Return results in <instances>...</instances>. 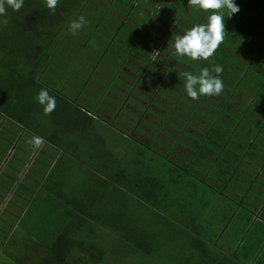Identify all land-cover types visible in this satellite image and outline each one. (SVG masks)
Here are the masks:
<instances>
[{
	"label": "trees",
	"instance_id": "1",
	"mask_svg": "<svg viewBox=\"0 0 264 264\" xmlns=\"http://www.w3.org/2000/svg\"><path fill=\"white\" fill-rule=\"evenodd\" d=\"M96 1L103 4V0ZM111 1L101 9L89 0H59L53 12L45 0H24L19 11L7 8L6 14L0 15V70L18 82L14 95H21L14 107L7 100L0 113L14 120L16 126L26 124L28 131L31 129L44 142L55 143L58 149L48 159L49 164H55L47 188L42 190L52 197L42 195L32 206L34 209H30L43 218L34 226L24 222L28 231L19 230L16 242L27 248L26 263L113 262V248L101 249L111 233L117 243L132 246L135 252L147 256L148 264H228L230 257L224 248H239L234 256L241 264H259L260 257L250 249L243 255L254 240V227L250 235L247 231L236 233L241 221L253 225L257 214L264 212V0H234L240 11L231 18L227 17V10H222L225 37L208 60L193 61L176 54L168 63L156 58L161 67L136 54H150L142 44L156 45L136 28L150 20L175 37L180 34L169 31L170 26L185 33L206 23L211 12L188 6V0ZM155 15L163 22H156ZM80 16L85 24L73 34L69 24ZM4 20L8 22L2 23ZM130 59L144 67L131 66ZM175 61L182 69L174 66ZM22 65L28 67L27 72L20 71ZM217 65L223 68L219 74L224 84L222 93L195 100L188 97L183 73L199 75L207 67L216 75L212 68ZM124 67L134 69L137 76L122 72ZM145 69H150L152 75L145 74ZM122 78L140 90L148 83L154 85V89L145 87L150 96L149 106L142 105L138 99L146 101L144 95ZM68 79L78 85L68 83ZM91 82L96 87L89 86ZM41 89L56 99L51 114H44L36 99ZM87 90L92 91L93 98ZM70 101L79 104L77 112L87 116L86 120L75 117L71 126L67 124ZM150 106L162 113L152 111ZM97 108L111 118H119L128 131L103 119ZM146 116L154 121H148ZM98 129L105 132V137L89 138L88 133H97ZM116 134L121 141L132 144L131 159L125 160V154H110L109 139L115 140ZM64 140L67 141L62 144ZM2 144L0 140V150H4ZM84 151L96 156L86 161L95 170L90 175L81 165L83 158H87ZM72 158H77L81 166L72 167ZM134 158L138 160L134 162ZM91 159H96V163ZM157 161H164V165L155 170ZM68 164L75 170L83 169L72 172L79 182L59 174L61 167ZM109 164L116 168L109 178L112 182L102 177L103 168ZM142 168L146 171L140 172ZM79 175L87 176V181ZM195 186L206 188L214 195L211 199L219 195L230 218L214 215L211 224L200 227L172 224L167 215L172 214L171 209L182 200V195ZM242 187L245 191L240 202L225 194L226 189L237 193ZM237 210L246 213L249 221H239L241 212L236 213ZM256 225L257 230L262 222ZM53 230L55 234H51Z\"/></svg>",
	"mask_w": 264,
	"mask_h": 264
},
{
	"label": "crops",
	"instance_id": "2",
	"mask_svg": "<svg viewBox=\"0 0 264 264\" xmlns=\"http://www.w3.org/2000/svg\"><path fill=\"white\" fill-rule=\"evenodd\" d=\"M25 118L26 117H24L23 120H25ZM26 121L27 120H25V122ZM25 127L26 124L22 125L21 123L20 126H16L14 120L0 113V140L3 142L1 146L4 145V150H0V228L2 236H6L7 231L13 232L17 228H22L25 232L28 231L26 229L28 225H25L24 222H30L33 224L31 226L40 223L43 217L37 216L35 213L36 210L30 212V209L33 205H36L38 200L42 199L43 196L44 198H48L50 195V193L45 194L42 190L47 188V181L54 169L55 163L49 164L50 161L48 162V159L43 161L41 154L45 146L44 144L37 149L26 141L22 142L24 137L29 134L28 129ZM29 130L31 131V129ZM31 133L32 136H38V134L32 131ZM51 144L53 148H56L55 143ZM57 150L56 148L52 153H56ZM72 167L75 166L72 165ZM86 171L89 175L91 171L95 173V170L93 168L91 169L89 166H86ZM56 172L58 173V170ZM72 172H75L74 168H71L69 164L66 165L65 168L61 167V171L59 170V174L64 179L70 178V174H73ZM172 176L175 180L177 179L174 173ZM60 183L61 182H58L59 186ZM196 187L197 186H195L193 191L185 192L182 195V200L177 202L174 208L171 209L172 214L167 215L172 224L176 223L187 228L194 226L200 227L203 224L205 226L206 223L211 224L210 221L214 215L215 217H228V208H225L224 202L221 203L222 200L219 195H216L215 199H211L214 195L208 193L206 188ZM234 195L237 196V193L234 192ZM51 197L52 195L49 198L51 199ZM203 202L205 203L203 204ZM238 212L241 211L237 210L236 213ZM240 216L241 218H239V221H249V217L246 213L243 212ZM258 218L263 220H258ZM254 219L255 222L253 225L241 221V223L238 224L239 232L237 231L236 234L239 233L241 235V233L247 231L248 235H250L251 229L254 227V240L250 244L251 247H248L243 252V255H247L248 249H250L254 252V256L260 257L258 258L259 264H264V256H261L264 254V213L259 212L257 218ZM188 220L193 222L191 223L192 225L188 223ZM258 222H262V225L256 230L255 228L258 225L255 226V223ZM52 226L53 224L49 225V228ZM16 243L18 242L13 243L12 247H19V244L16 245ZM22 246H24V244H22ZM1 250L2 253H4L5 246H1ZM224 251H226L228 257L231 256L228 264H238L236 263L237 258L234 255H237L239 248H224Z\"/></svg>",
	"mask_w": 264,
	"mask_h": 264
},
{
	"label": "rangeland",
	"instance_id": "3",
	"mask_svg": "<svg viewBox=\"0 0 264 264\" xmlns=\"http://www.w3.org/2000/svg\"><path fill=\"white\" fill-rule=\"evenodd\" d=\"M89 3L92 4V5L98 4L99 7H101V9H102L103 7H105L106 4L112 3V1L111 0H103V4H102L100 2L97 3L96 0H89ZM136 5H137V3H136ZM137 6H138L139 9L142 8L140 5H137ZM109 12L111 13V15H115L116 16V13H114V11L109 9ZM165 12H167V11H165ZM0 18H1V16H0ZM153 19L156 22H158V23H162L163 22L162 18L157 16V15L153 16ZM7 22H8L7 20H4V22H2V23H7ZM181 22H183V21H181ZM89 24H90V22H89ZM126 24H130V23H126ZM182 24L184 26L188 25L187 23H182ZM131 26L134 27L132 24H131ZM136 30L140 31L142 36L148 38L149 40L153 41L156 44L155 46H149L147 44H142V47L144 49H146V51H148L150 54H141V53H138V52L136 54H138L141 57L149 60L150 63H153L154 65H157L159 67H161V64H159L155 60L156 58H160V59L164 60L167 63L168 62H172L171 61V59H172L171 56L172 55H176L174 47H173L174 38L175 37H172L169 33H165L163 31H161L150 20H146V22L143 23L142 27L136 28ZM149 31H151L154 34L156 33L157 35H159V37H155V35H153ZM169 31L176 32L177 34H180V35L184 34V33H182V31L178 27H174V26H170L169 27ZM161 49L166 50V52H162ZM239 56H240V58L243 61H246V59L244 57H242L241 55H239ZM181 58H184V57H181ZM130 64L133 67H140V68L144 67L143 63H140V62H138V61H136L134 59H130ZM174 66L178 67L180 69H182V67H183L178 61H175ZM121 70H122V72H124L125 74H128L130 76H137L136 72L133 71L134 69H130L128 67H124V68H121ZM20 71L22 73H25V72L28 71V67L25 66V65H22L20 67ZM143 72L145 74H148V75L151 74L152 75V72H151L150 69H145ZM10 75L11 74L8 75L3 70H0V107L1 108L3 107V105L5 104V102L7 100L10 102V107H14V105L18 102V100L21 99V95H14L15 92H16V89L19 88V84H18L17 81L14 82V79L11 78ZM22 77H23V75H22ZM122 79L125 81V83H131L130 80H128V79H125V78H122ZM141 81L143 82L145 80L142 79ZM67 82L71 83V84H74V85H78L77 83H74L70 79H68ZM131 84H132L134 90H138L139 93H142L144 95V97L146 98V101H141L135 95H132V97L138 99L142 103V105L147 106L148 102H149V101H147V99H149L150 96H149L148 91H146L145 87L154 89L155 88L154 85H152L151 83H148V84H146L145 87H143V89L140 90V88L137 87L136 84H134V83H131ZM95 85L96 84L93 85V82H91V84L89 86L96 87ZM66 89H68L67 86H66ZM87 91H88V95L93 98L94 94L92 93V91H90V90H87ZM70 102H71L69 104L70 119H69V122L67 124H69L71 126L75 117L79 118L80 120L83 119V118L86 120L87 116L83 117L81 115V112H77V107L79 106V104H76L73 101H70ZM161 105L164 107L165 103L161 102ZM106 108L109 109L108 106H106ZM78 109H80V108H78ZM130 109H132V108H130ZM150 109L152 111H154V110L157 111V109L154 108L153 106H150ZM110 110L114 111L115 109L110 107ZM96 112L100 116H102L103 119L107 118V120L108 119L112 120V122L118 128H120L123 131L125 130V127L123 126L124 123L119 118H115V117L111 118V116L109 117V114L107 112H105L104 110L100 109V108H97ZM174 112L179 114L178 110H174ZM157 113L161 114L162 110L160 112L157 111ZM146 118H148L147 119L148 121H152V122L154 121L150 117L146 116ZM103 126H104V124L101 126V131L104 130V129H102ZM142 128L145 129V130L151 131L146 125H142ZM125 131H128V130H125ZM96 132L99 133L100 132L99 129ZM97 133L89 132L88 133L89 134V138H93L92 135H100L101 137H105V135H104L105 132H103V133L100 132L101 134H97ZM70 135H71V137L73 136L72 133H70ZM31 137H32V133H31V131H29V134L24 137L22 142L23 141L27 142L29 139H31ZM138 137H140V138H142V140H144V138L141 135H138ZM66 141L67 140H64L62 142V144H65ZM43 144L45 146L43 148V152L41 154V157H43V161H45V160L49 159L50 156H52V154H53L52 152H54V150L56 148H53V145L51 143L45 142ZM109 145L110 146H108V149H109V152H110V154L112 156H115V155L122 156V155L125 154V156H126V157H124L125 160L131 159L133 157V146H132V144L130 142L121 141V138H120L119 134L115 135V140L112 137L109 139ZM94 149L95 148H91V151H94ZM180 150H181V152L188 154L186 151L182 150L181 148H180ZM84 154L87 156V158L86 157L83 158V160L81 162V165H82V167L85 168L86 166H89L86 161H87V159L89 161V158L92 155H90L89 151H84ZM66 155H69V153H66ZM70 155H75V154L71 153ZM68 157H70V156H68ZM91 158H96V156L94 155V157H91ZM100 159L102 160V158H100ZM134 159H135L134 162H136L138 160L136 158H134ZM91 161H92L93 164L96 163V159H91ZM70 162H73L72 163L73 166H81L79 163H77V158H75V159L72 158ZM163 165H164V161H162V162H158L157 161L156 164H155V167H153V169H155V168L159 169ZM111 166L112 165L109 164L108 168H103V172H102V174H103L102 177L104 179L108 180V181L111 180L109 178H111V174L115 173V170H116L115 167H111ZM94 167H95V165H94ZM157 169H155V170H157ZM74 171L75 172H80V171H83V169L82 168L79 169V170H75L74 169ZM135 171H136V169L135 170L133 169L132 174H135ZM144 171H146V168H142L140 170V172H144ZM73 175H76V174H70V176H71L70 180L72 182L75 181V180H77L79 182L80 179L79 178H77V179L73 178ZM57 176H58V173L55 172L53 174V178L55 179V178H57ZM79 176L82 179H84V181H87V176H82V175H79ZM112 181L113 180H111V182ZM240 190H241L240 192H237V196H235L234 193L232 191H230L229 189L225 190V194L229 195L231 197H235L237 199V201L240 202L241 200H243V192L245 191L244 187H242V189H240ZM138 198H141V197H138ZM138 198H136L137 201H138ZM242 213H240V215ZM137 219L138 218H136L135 220H137ZM150 221L153 222L152 220H150ZM149 228H150V224H148V228L147 229H149ZM20 229L21 228H17L13 232L12 231H7V233H11L12 232V234L9 235L11 237V239H10V237H9V239H7L6 236H2V232H1V228H0V264H27L26 263V256H25L26 252H27V248L25 246H22V243H18L19 247H15V246L12 247L13 243H15L19 239L18 237L20 236V232H19ZM50 232H51V234H55L56 233V231H54V230L50 231ZM108 235H109L108 236V240L107 241L105 240V243L103 242L105 244V246L102 244L101 245V249L102 248L105 249L106 246L112 247L113 248V252H114V254H113L114 258H112L113 262L110 261V262H107L106 264H108V263H112V264H148V262H149L148 259L149 258L147 256L143 255L139 251L135 252L133 250L132 246L129 247V245H126V244H123V243H121V244L117 243V241H115L116 237L111 235V233H109ZM108 243H110V244H108ZM3 244H5V252L4 253H2V250H1V246ZM18 244L16 243V245H18ZM11 256H14L16 258V260H14L13 257H11ZM229 257H231V256H229ZM154 263H150V264H154ZM236 263L241 264L242 262H240L238 260V262L236 261Z\"/></svg>",
	"mask_w": 264,
	"mask_h": 264
},
{
	"label": "clouds",
	"instance_id": "4",
	"mask_svg": "<svg viewBox=\"0 0 264 264\" xmlns=\"http://www.w3.org/2000/svg\"><path fill=\"white\" fill-rule=\"evenodd\" d=\"M59 0H45L48 9L55 11ZM24 0H0V15H5L7 8L19 11ZM188 6L211 12L206 17V23L197 24L182 35L174 38L175 53L180 56L189 57L191 60H208L218 49L225 37V15L222 10H227V17L240 11L234 0H188ZM85 24V19L80 16L77 20L70 22L69 31L75 34ZM212 75L209 68H203L199 75L191 72L183 73L185 77V89L188 97L195 100L200 96H218L222 93L224 84L219 78L223 72L221 66H214ZM36 99L43 106L44 114H51L56 107V99L50 96L46 89H41ZM34 148H39L44 140L40 136L33 135L27 141Z\"/></svg>",
	"mask_w": 264,
	"mask_h": 264
}]
</instances>
